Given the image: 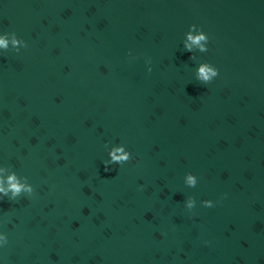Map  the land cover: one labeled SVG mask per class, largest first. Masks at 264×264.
I'll list each match as a JSON object with an SVG mask.
<instances>
[{
    "label": "water",
    "instance_id": "95a60500",
    "mask_svg": "<svg viewBox=\"0 0 264 264\" xmlns=\"http://www.w3.org/2000/svg\"><path fill=\"white\" fill-rule=\"evenodd\" d=\"M0 39V264H264V0H0Z\"/></svg>",
    "mask_w": 264,
    "mask_h": 264
},
{
    "label": "clouds",
    "instance_id": "9594fccd",
    "mask_svg": "<svg viewBox=\"0 0 264 264\" xmlns=\"http://www.w3.org/2000/svg\"><path fill=\"white\" fill-rule=\"evenodd\" d=\"M192 27H196L195 25H193ZM202 35L196 37L193 40V43L195 44H199L201 40H204L206 42L209 43V37L207 34H205L202 30ZM14 34V33H13ZM189 39H192L191 36H189ZM0 46L2 47H7L6 41L3 39H0ZM27 47V46H26ZM189 51H191V49H188ZM201 52L206 53L208 52V48H205L203 46H201ZM219 75L218 69L215 68V70H213L212 68L208 67V63H204L203 66H201L199 68V75H198V81H200L202 84H209L213 81V77H217ZM122 151V149H121ZM112 160L111 161H106L105 162V171L108 170V165L111 164L112 162H116V161H126L129 159L128 155H124V156H117L115 154V152H113L112 154ZM0 183H2V181H0ZM188 183L189 184H195V180L193 179V177L190 175L188 177ZM8 189H5L3 187H0V192H3L5 196L8 195V192L11 191L12 192V197L10 199L12 200H16L17 197H19L21 195L22 192L27 191L29 193L32 192V188L31 187H25L24 185H21L20 183H18L16 181V177L15 176H11L8 178ZM203 205L205 207L211 208L214 207V204L212 201L210 200H205L203 202ZM189 207L191 208L192 205L189 204ZM5 244H7V241H5Z\"/></svg>",
    "mask_w": 264,
    "mask_h": 264
}]
</instances>
